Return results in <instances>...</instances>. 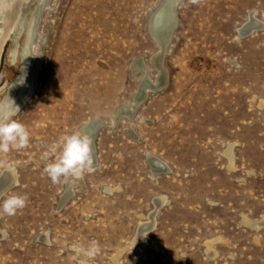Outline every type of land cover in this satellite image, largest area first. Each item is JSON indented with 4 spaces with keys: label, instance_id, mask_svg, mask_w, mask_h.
I'll list each match as a JSON object with an SVG mask.
<instances>
[{
    "label": "rangeland",
    "instance_id": "374dc122",
    "mask_svg": "<svg viewBox=\"0 0 264 264\" xmlns=\"http://www.w3.org/2000/svg\"><path fill=\"white\" fill-rule=\"evenodd\" d=\"M164 1H29L36 85L13 117L29 144L3 157L19 182L6 191L28 202L0 217V264H79L74 245L93 241L91 264H264V227L244 223L264 218V26L239 35L250 15L264 22V0H181L162 57L167 85L125 115L142 87L135 63L158 80L150 19ZM22 31L1 50L0 100L17 79ZM99 119L94 171L53 184L44 153ZM149 155L165 170L152 175ZM157 196L154 226L131 242Z\"/></svg>",
    "mask_w": 264,
    "mask_h": 264
},
{
    "label": "bare ground",
    "instance_id": "6f19581e",
    "mask_svg": "<svg viewBox=\"0 0 264 264\" xmlns=\"http://www.w3.org/2000/svg\"><path fill=\"white\" fill-rule=\"evenodd\" d=\"M29 1L30 0H0V55H1V50L3 48V45L6 42L7 38L10 37V34L13 33L12 39H14L13 43L15 45V43H16L15 39L17 38V36L20 34V32L22 30H25V38H24L23 45H22L23 48L19 54L21 56V66L19 67L17 79L14 83H12V85L8 86V88H7V95L8 96L11 95L13 97L12 100L15 102V104L19 108L25 102L28 95L30 93H32V91L34 90L35 85H36V70L37 69H35V70L32 69L34 67V65H33L32 60L30 59L29 53H28V51H29L28 48L30 47V41L28 40L29 34L27 35V33H30V31H31V28L33 26V24H32L33 18L36 16L38 10H36V5H35V7L33 8V10L30 13V17H28L27 12L29 11L28 10ZM178 1L179 0H165L164 3H162L157 8V10L153 13V15L150 19V31L152 32L157 43L159 44V50H160L154 59L155 67L159 71V77H158L157 81H152V80L148 79L147 78V72H149L148 71L149 69L146 67L144 61L142 59H139L135 63L134 69L140 70L143 72L142 87H141V90H140L138 96L136 97L134 103L128 104V105L122 107L120 112L125 113V115L126 114L131 115V113L135 109L136 105L138 103H140L143 99H145V97H147L146 94L151 89H154L158 86L165 87L167 85V82H168L167 81L168 80L167 79V76H168L167 72L168 71H166L167 69L162 64V61L164 59V58L162 59V57L164 56L163 52L165 51V47L171 38L172 32L174 31V29L177 26V23L179 22L178 21L179 18L177 17L178 6H176L178 4ZM258 21L259 20L253 18L250 15L247 22L244 25L239 27V34L244 32V31L252 32L256 28L263 27L264 22L263 21L258 22ZM16 53H18V52H16V47H14L10 51V54H9V57L11 60H13L15 58ZM23 64L25 65L26 70H24L22 72V67H23L22 65ZM37 67H39V66H37ZM27 69H29L31 72L30 75H28V76H27ZM148 75H149V73H148ZM28 78H29V83L27 82ZM26 85H28L27 90H25ZM5 98H7V96ZM133 118H135V117H133ZM102 123H105V122L103 120L99 119V120H95L94 122H89L86 124L84 131H85V134L91 139V141H92L93 136L95 134L96 128L99 127V125ZM112 123H114V120L112 121ZM105 125H106V123H105ZM94 143H95V141H94ZM91 147H92V156H93L94 152L96 151L95 150L96 148H94L95 151H93V146L91 145ZM94 147H96V146H94ZM225 154H226V157H227L228 162H229V167L232 169L233 168V154H234V153H232V145H230L229 149L227 150V152ZM94 162H95V160H94ZM149 163H150L151 168H152V175L157 174L161 170L162 171L165 170V163L161 159L157 158L156 156L149 155ZM10 169L11 170L3 169L0 172V190H6L9 187L19 183L18 179H17V168L15 166H10ZM116 191H118V190H116ZM165 201H166V199L164 198V196H157V198L154 199L155 209L149 214L147 220L141 223L136 235L134 236V238L131 242H137V243L142 242V238L144 236L146 237L145 234H146L147 230L151 229L154 226V220L156 219V218L154 219V216H155L156 211ZM144 217H145V215H144ZM244 223L249 225V226L254 227L257 230V229H260L261 227H264V218H262L260 220L253 221V220H249L246 217H244ZM213 241L214 240L209 241L206 245L207 246V252L211 256L215 255V252L212 249V242ZM116 257H117V255H116ZM115 262H117V261H115Z\"/></svg>",
    "mask_w": 264,
    "mask_h": 264
},
{
    "label": "clouds",
    "instance_id": "9594fccd",
    "mask_svg": "<svg viewBox=\"0 0 264 264\" xmlns=\"http://www.w3.org/2000/svg\"><path fill=\"white\" fill-rule=\"evenodd\" d=\"M197 2L198 0H192V3ZM19 111V107L9 96L0 100V168L5 170L11 169L3 157L10 151L21 150L29 144L30 133L26 126L13 119ZM91 145V139L78 130L60 136L42 157L45 160L43 170L50 181L57 184L69 178L79 180L86 173L93 172ZM27 202L26 194H9L6 190H0V217L15 215ZM74 247L81 257L79 264H91L100 251L95 241L88 246L76 244Z\"/></svg>",
    "mask_w": 264,
    "mask_h": 264
},
{
    "label": "water",
    "instance_id": "95a60500",
    "mask_svg": "<svg viewBox=\"0 0 264 264\" xmlns=\"http://www.w3.org/2000/svg\"><path fill=\"white\" fill-rule=\"evenodd\" d=\"M180 1H181V0L178 1V4H177L176 6L179 5ZM250 26H251V25H250ZM148 32H149V30H148ZM149 34H150V32H149ZM249 34H251L250 31H244V32L240 33L239 35L242 36V37H245V36H248ZM150 36H151L152 39L156 42V40L154 39V37L152 36V34H150ZM162 87H163V86H158V87H156V88H154V89H151V91H156V90H158V89H160V88H162ZM101 126H102V124H100L99 127L96 128V130H95V134H94L93 139H92L93 151H94V138H95V136H96V133H97L98 129H99ZM93 156H94V155H93ZM93 158H94V157H93Z\"/></svg>",
    "mask_w": 264,
    "mask_h": 264
}]
</instances>
